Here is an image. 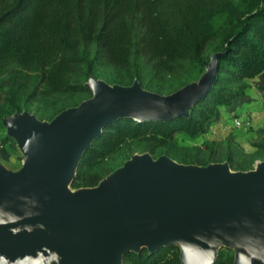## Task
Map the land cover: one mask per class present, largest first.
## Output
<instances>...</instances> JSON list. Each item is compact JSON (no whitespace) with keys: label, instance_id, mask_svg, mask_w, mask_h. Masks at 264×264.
Listing matches in <instances>:
<instances>
[{"label":"water","instance_id":"1","mask_svg":"<svg viewBox=\"0 0 264 264\" xmlns=\"http://www.w3.org/2000/svg\"><path fill=\"white\" fill-rule=\"evenodd\" d=\"M220 57L195 84L168 96L89 78L92 98L49 125L24 114L3 118L30 153L18 180L0 170V264H120L140 247L168 246L178 247L180 264H213L220 246L234 250L233 264H264V162L244 175L139 156L93 189H62L106 124L187 117L210 89Z\"/></svg>","mask_w":264,"mask_h":264},{"label":"trees","instance_id":"2","mask_svg":"<svg viewBox=\"0 0 264 264\" xmlns=\"http://www.w3.org/2000/svg\"><path fill=\"white\" fill-rule=\"evenodd\" d=\"M214 6V0H0V58H12L20 69L34 68L39 83L55 96L88 98L84 84L98 77L99 58L135 72L141 60L153 77L173 80L187 66H204L200 53L209 36L203 21ZM235 19L238 29L219 41L216 77L188 116L106 124L81 154L70 188L96 186L108 174L100 173L101 164L131 146L144 153L179 137L197 139L216 121L219 108L243 104L249 81L256 80L254 88L264 98V0L241 6ZM183 84L154 92L168 94ZM120 264H180L179 249L141 248L123 254ZM213 264H233L232 252L220 249Z\"/></svg>","mask_w":264,"mask_h":264},{"label":"rangeland","instance_id":"3","mask_svg":"<svg viewBox=\"0 0 264 264\" xmlns=\"http://www.w3.org/2000/svg\"><path fill=\"white\" fill-rule=\"evenodd\" d=\"M252 1L254 0H214L215 6L203 21V28L209 40L200 53L204 61L202 67L187 66L177 78L165 80L153 77L141 60L138 61L139 70L135 72L131 67L123 70L112 68L98 57V77L90 78L112 89H127L137 85L141 91L157 96H168L195 84L205 74L211 59L216 55H222L219 52L220 39L229 31L238 29L235 17L239 8ZM255 81L246 83V99L243 104L234 102L229 108H219L216 121L211 123L205 133L197 139L188 140L185 137H179L168 147L152 148L144 153L139 151V147L131 146L103 162L100 173L108 172L106 176L116 174L132 158L139 156H146L152 162L167 160L178 166L196 169L221 165L225 166L230 174L255 170L256 165L264 162V98L255 90ZM140 83L152 90L143 89ZM182 83L185 84L168 94L154 92L156 89L163 92ZM84 98L83 95L49 94L39 83V74L34 68L20 69L12 58H0V170L11 180H18L23 171V161L30 153L29 149L21 145L17 136L8 132L3 118L24 114L32 117L39 124L49 125L58 115L72 110L75 107L73 105L77 103L79 105L91 99L90 91L88 98ZM58 110L60 112L54 116L53 114ZM231 115L244 118L243 127L232 128ZM95 187L74 189L67 187V189L73 194H78ZM140 248L146 249V247ZM223 248L218 247L213 256L216 257ZM229 250L234 256V250Z\"/></svg>","mask_w":264,"mask_h":264},{"label":"built area","instance_id":"4","mask_svg":"<svg viewBox=\"0 0 264 264\" xmlns=\"http://www.w3.org/2000/svg\"><path fill=\"white\" fill-rule=\"evenodd\" d=\"M245 119L238 116V115H233L231 118H230V125L232 128L234 129H238L240 127H243L244 125V121Z\"/></svg>","mask_w":264,"mask_h":264},{"label":"bare ground","instance_id":"5","mask_svg":"<svg viewBox=\"0 0 264 264\" xmlns=\"http://www.w3.org/2000/svg\"><path fill=\"white\" fill-rule=\"evenodd\" d=\"M107 87V86H106ZM108 89H109V87H107ZM97 129L99 128V126H97L96 127ZM98 131V130H97ZM255 170L253 169V170H251V171H248V172H245V173H242V174H244V175H247V174H251V173H258V171H259V164L258 165H256L255 166ZM227 173H229V172H226V174ZM71 174V173H70ZM235 174H237V173H235ZM67 182H68V180H66L64 183H63V185H62V189H63V191L65 192V194L66 195H71L72 194V192H70L68 189H67V187H69L68 186V184H67Z\"/></svg>","mask_w":264,"mask_h":264}]
</instances>
